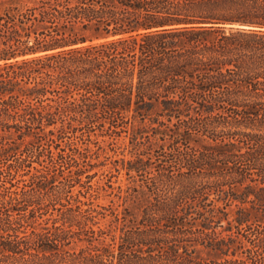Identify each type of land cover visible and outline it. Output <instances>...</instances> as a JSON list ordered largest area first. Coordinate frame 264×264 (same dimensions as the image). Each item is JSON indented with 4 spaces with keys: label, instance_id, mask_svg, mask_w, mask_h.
Returning <instances> with one entry per match:
<instances>
[{
    "label": "trees",
    "instance_id": "trees-1",
    "mask_svg": "<svg viewBox=\"0 0 264 264\" xmlns=\"http://www.w3.org/2000/svg\"><path fill=\"white\" fill-rule=\"evenodd\" d=\"M0 264H264V0H0Z\"/></svg>",
    "mask_w": 264,
    "mask_h": 264
},
{
    "label": "rangeland",
    "instance_id": "rangeland-1",
    "mask_svg": "<svg viewBox=\"0 0 264 264\" xmlns=\"http://www.w3.org/2000/svg\"><path fill=\"white\" fill-rule=\"evenodd\" d=\"M127 141H128L127 137L121 136L116 140V143L114 145H109L108 147H106V151L108 152V154H107V159L105 160V162L108 163L107 165H110L109 163L110 160L115 159L118 156H121L122 155L121 153H125V155L128 157L129 154L127 152L128 151L127 149H129V144ZM95 155H93V157ZM101 159L104 160V157L101 156ZM113 174H115V171H113ZM102 178H103V174L101 175V173H99L98 175L93 177L92 182L97 181V180L102 182L103 181ZM112 181H113V185L115 186L126 182L125 176L123 173H120L118 177H112ZM108 200L109 198L100 199L101 202H105V203H107ZM229 228L230 227H228L226 221L223 220L220 226L218 225L215 226L214 230L216 232V235H219L221 237L226 238L228 236L229 237L235 236L236 228L232 226L231 231L228 230ZM252 229H253L252 227L248 226L239 231L240 232L239 235L242 239V244H240L241 245L240 247L242 248H238V250H236L237 252L235 253L234 257L243 258L249 255V251H251V249L255 251V248L251 247V244H252L251 239L253 238V236L251 235ZM241 235H244V237ZM191 255L197 259H201V258L202 259H214L216 253L214 251H211L207 248H204L198 245L193 250V253ZM228 258H232V256L229 255Z\"/></svg>",
    "mask_w": 264,
    "mask_h": 264
}]
</instances>
